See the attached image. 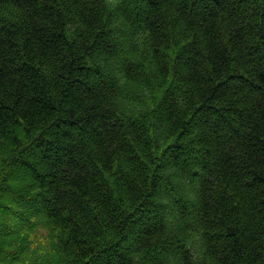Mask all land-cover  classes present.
I'll list each match as a JSON object with an SVG mask.
<instances>
[{
  "label": "trees",
  "instance_id": "trees-1",
  "mask_svg": "<svg viewBox=\"0 0 264 264\" xmlns=\"http://www.w3.org/2000/svg\"><path fill=\"white\" fill-rule=\"evenodd\" d=\"M0 264H264V0H0Z\"/></svg>",
  "mask_w": 264,
  "mask_h": 264
}]
</instances>
